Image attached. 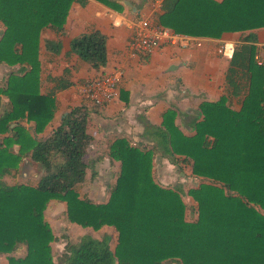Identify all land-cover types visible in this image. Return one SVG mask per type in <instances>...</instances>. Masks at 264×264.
<instances>
[{"label": "trees", "instance_id": "16d2710c", "mask_svg": "<svg viewBox=\"0 0 264 264\" xmlns=\"http://www.w3.org/2000/svg\"><path fill=\"white\" fill-rule=\"evenodd\" d=\"M74 1L84 3L0 0V64L18 66L0 85V254L6 264H56L52 244L58 238L44 213L50 200L66 204L69 222L93 230L111 226L116 233L114 246L108 234L67 241L57 264H264V66L253 45L256 31L264 30V0H162L157 22L175 33L246 34L230 57L226 95L200 105L194 134L169 124L167 111L163 127L149 130L153 143L131 144L126 138L105 143L119 172L101 203L78 191L93 141L91 109L71 107L39 137L56 110L54 90H41V31L56 32L44 48L58 54ZM70 53L101 68L107 62L106 36L98 30L81 34L71 40ZM68 78L65 72L50 81L59 90L69 86ZM233 97L241 98L239 110L230 107ZM25 119L32 125H23ZM157 152L188 170L196 186L183 193L161 185L154 172ZM23 157L39 170L37 181L6 183L4 176L14 175ZM185 195L195 203L193 218L187 216Z\"/></svg>", "mask_w": 264, "mask_h": 264}, {"label": "crops", "instance_id": "0c3cea01", "mask_svg": "<svg viewBox=\"0 0 264 264\" xmlns=\"http://www.w3.org/2000/svg\"><path fill=\"white\" fill-rule=\"evenodd\" d=\"M161 1L111 0V5L98 0H84L82 4L72 2L63 24L64 33L60 36L61 50L58 54H52L44 48V40H55L56 32L50 28L41 31V90H54L56 110L39 137H46L66 111L80 105L91 109L89 131L93 141H100L104 148L106 142L118 138H126L131 144L137 145L153 143L149 130L151 127H163L167 111L172 113L169 124L176 126L184 135L194 134L195 121L202 119L200 105L206 101H217L226 95L225 73L232 54L221 55L218 49L223 45H232L234 50L236 45L242 43L246 33H224L219 38L188 36L177 45L161 44L148 56L132 52L129 43L133 23L142 17L158 23ZM3 30L4 25L0 21V36ZM93 30L106 36L107 62L98 69L91 68L77 55L70 53L71 40ZM254 36L255 57L261 62L257 63L264 66V30L256 31ZM14 68L18 66L0 64L1 81ZM65 72L69 76V86L54 89L50 79L62 76ZM102 73L117 74L119 83L116 97L98 107L80 91V84ZM3 100L7 101L6 98ZM229 101L231 108L240 109V97L230 98ZM23 125L28 127L32 122L25 119ZM17 149L14 146V151ZM26 161L31 160L23 157L20 166ZM113 161L118 175L119 162ZM173 168L181 170L177 164L160 156L159 152L155 154L154 172L160 171L158 176L163 182L170 178L167 175L172 174ZM85 235L90 234L87 232ZM6 263L5 256L1 255L0 264Z\"/></svg>", "mask_w": 264, "mask_h": 264}, {"label": "rangeland", "instance_id": "374dc122", "mask_svg": "<svg viewBox=\"0 0 264 264\" xmlns=\"http://www.w3.org/2000/svg\"><path fill=\"white\" fill-rule=\"evenodd\" d=\"M1 73H0V81ZM3 82V81H1ZM1 85V83H0ZM86 162L88 168L86 171V179L78 186V191L81 198H87L94 203L105 202L108 195V188L114 182L117 176L115 162L105 153V148L100 141H93L86 152ZM180 171V172H179ZM36 165L31 161L23 163L14 175L4 176L6 183L15 182H32L35 183L38 179ZM160 172V171H159ZM159 172H155L156 180L163 186H178L181 192L185 193L190 187L196 186L198 180L196 177L190 176L188 170H178L173 168L167 176L170 178L167 181H162L158 176ZM164 183V184H163ZM184 201L187 204V216L193 218L194 212L191 209L194 202L190 196L185 195ZM66 204L59 200H50L45 209V218L52 227L54 234L58 238L54 241L53 253L55 259L64 250L67 241L77 242L82 235L90 234L95 238H101L104 234L110 235V244L114 246L115 230L111 226H102L99 230H93L90 227H82L75 223L69 222L65 215ZM76 225L77 228H73ZM53 243V244H54ZM22 253V249L16 254ZM1 256V254H0ZM3 256V255H2ZM167 264H176L175 262H167Z\"/></svg>", "mask_w": 264, "mask_h": 264}, {"label": "built area", "instance_id": "2783aa9c", "mask_svg": "<svg viewBox=\"0 0 264 264\" xmlns=\"http://www.w3.org/2000/svg\"><path fill=\"white\" fill-rule=\"evenodd\" d=\"M161 3L162 1L159 3L160 8ZM132 29V37L129 43L130 49L132 52L144 56L150 55L161 44L177 45L182 39L188 37L187 35L175 33L168 27L153 23L148 17L139 18L133 23ZM232 52V45H223L218 49V53L225 56H230ZM257 62L261 63L258 60ZM118 83L119 76L109 73L99 78L87 79L80 84V91L94 105L101 107L116 97Z\"/></svg>", "mask_w": 264, "mask_h": 264}, {"label": "water", "instance_id": "95a60500", "mask_svg": "<svg viewBox=\"0 0 264 264\" xmlns=\"http://www.w3.org/2000/svg\"><path fill=\"white\" fill-rule=\"evenodd\" d=\"M29 162V161H28ZM26 163H27V161H26Z\"/></svg>", "mask_w": 264, "mask_h": 264}]
</instances>
